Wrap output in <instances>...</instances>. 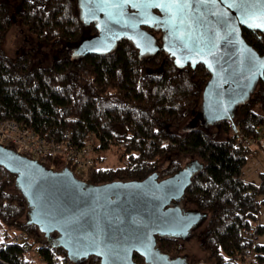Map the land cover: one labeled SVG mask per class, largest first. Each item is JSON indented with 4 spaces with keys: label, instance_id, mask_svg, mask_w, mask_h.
<instances>
[{
    "label": "trees",
    "instance_id": "1",
    "mask_svg": "<svg viewBox=\"0 0 264 264\" xmlns=\"http://www.w3.org/2000/svg\"><path fill=\"white\" fill-rule=\"evenodd\" d=\"M77 8V0H0V120H15L47 139H61L69 131L77 144L97 132L100 144L95 151L122 143L125 165L107 169L95 164L88 181L92 185L141 180L153 172L163 179L183 167L179 156L200 158L193 161L191 183L175 203L184 202L185 212L194 204L196 212L207 215L206 229L193 237L199 236L212 264H233L251 246L241 230L259 222L257 198L264 193V174L258 185L244 180L242 170L251 148L237 145L228 133L238 124L243 133L259 136L264 114L252 108L259 103L264 111V74L245 103L232 109L229 117L211 123L227 134L226 139H215L207 125L171 132L169 128L181 126L195 112L210 77L205 65L178 68L164 50L141 55L128 39L107 53H80V41L97 31L93 23L80 19ZM14 18L39 40L59 49L48 67H31L32 50L15 59L5 55L2 43ZM242 35L264 55L263 34L244 28ZM163 160H169L167 165L162 166ZM15 178L0 166V264H100L95 256L72 261L57 234L44 235L35 224L19 221L29 209ZM11 186L15 191L9 190ZM256 231L254 253L256 264H262L264 245L257 243L261 225ZM18 232L31 241L16 242ZM156 247L165 254L182 249L179 238L169 236L157 237ZM31 249L37 261L27 258ZM134 259L143 263L136 254ZM185 264L199 263L192 258Z\"/></svg>",
    "mask_w": 264,
    "mask_h": 264
},
{
    "label": "water",
    "instance_id": "2",
    "mask_svg": "<svg viewBox=\"0 0 264 264\" xmlns=\"http://www.w3.org/2000/svg\"><path fill=\"white\" fill-rule=\"evenodd\" d=\"M78 5L80 19L88 23L81 17L84 7L97 31L80 41V53H107L128 39L141 55L164 50L178 68L205 65L210 73L201 90L205 114L193 117L187 130L229 117L264 74V55L242 35L244 28L264 35V27H256L264 23V0H83ZM152 29L161 30L160 45ZM193 165L163 179L153 172L141 180L92 185L69 167L52 171L0 145V166L16 177L26 198L27 222L44 235L57 234L67 258L78 263L95 256L100 264H141L136 254L142 264H185L156 243L157 237L188 238L207 217L175 204L191 183Z\"/></svg>",
    "mask_w": 264,
    "mask_h": 264
},
{
    "label": "rangeland",
    "instance_id": "3",
    "mask_svg": "<svg viewBox=\"0 0 264 264\" xmlns=\"http://www.w3.org/2000/svg\"><path fill=\"white\" fill-rule=\"evenodd\" d=\"M79 8V5H78ZM13 15V14H12ZM11 27L6 33V37L3 40L2 43V49L7 57H10L11 59H15L19 55H22L26 53V51L32 50L33 51V61L31 67L33 68H38V67H48V65L52 62V60L56 57H58L59 49L54 48L51 44L45 43L37 38L34 34H32L26 26H24L17 18H14L11 22ZM155 35V34H154ZM156 39L159 40V42L162 41L161 35L156 34L155 35ZM198 106L195 109V112L192 113L190 117H187L179 127H172L169 128V130L172 131H178V132H183L186 129L187 124L189 121L193 119V117H196L198 114L204 115V105L202 102V96L200 97V100L198 102ZM252 110L256 113L264 114L263 109L261 108L260 104H256L253 106ZM197 113V114H196ZM207 127L209 128L210 132L215 134L216 137L215 139L217 140H224L227 138V134H225L223 131H221L217 124H211L210 122H206ZM238 125V124H237ZM235 125V126H237ZM204 125H200L199 127H203ZM239 126V125H238ZM229 135H234L233 134V127L228 133ZM96 140V146L100 144V140L98 137L95 138ZM264 142V136L259 137V143ZM95 146V147H96ZM119 148V149H118ZM123 148L122 145H111L110 147H107V149H99L96 150L95 152V162H96V167L100 168H119V166L125 165L124 158H121V149ZM118 149V150H117ZM179 161L181 162L182 168L186 166H190L189 163H194L195 159L200 161V158H192L188 156L178 157ZM166 160L162 161V166L167 165ZM181 168V169H182ZM160 169V167H159ZM256 171V172H255ZM264 172V155H262L261 150L259 148H254V151L252 154H250L249 158L246 161V164H244L243 170H242V177L247 178L248 180H252L255 182L260 183L261 177H260V172ZM158 174V172H156ZM259 173V174H258ZM158 179H159V174H158ZM11 191H15V188L11 186L9 188ZM260 201V206H259V213H261L260 218H264V193L260 194L259 197L257 198ZM179 207H181L184 211L185 205L184 202L180 203H175ZM196 207L194 204H189L188 205V211H195ZM29 217L27 215H22L20 217L19 221L23 222L26 221ZM207 227L206 220L202 221L198 227H193L189 231V236L188 238H180L179 237V243L182 246V249L177 253V254H169L168 256L170 258H183L186 261H189L190 259H195L199 264H212V260H209V255L208 252L204 251L201 249V246L199 245L200 238L199 236L193 237V233L199 234L203 232ZM2 229L3 227L0 226V242L2 241ZM24 233V232H23ZM22 232L15 233L16 235H21L23 234ZM14 234V235H15ZM15 237V236H14ZM257 243L263 244L264 245V230L263 233L260 235L258 238ZM34 249V248H33ZM262 255H264V252H261ZM27 258L32 259V260H38L36 252H34L32 249L27 251ZM264 264V261L263 263Z\"/></svg>",
    "mask_w": 264,
    "mask_h": 264
},
{
    "label": "built area",
    "instance_id": "4",
    "mask_svg": "<svg viewBox=\"0 0 264 264\" xmlns=\"http://www.w3.org/2000/svg\"><path fill=\"white\" fill-rule=\"evenodd\" d=\"M233 134L237 145H241L243 148H251L259 145V137L264 136V129L261 130L259 127V136L256 138L253 135L243 133L238 125H234ZM96 135L97 132H93L85 138L82 144H77L69 131H66L61 139H47L15 120L9 118L0 120L1 146L11 148L18 155L45 164L52 171L71 167L74 176L85 183L89 181L91 171L96 164ZM259 225L260 223L256 222L249 228H242V235L247 242H251V246L245 248L233 264H256L254 239ZM14 240L16 242L31 241L25 233L16 235Z\"/></svg>",
    "mask_w": 264,
    "mask_h": 264
},
{
    "label": "crops",
    "instance_id": "5",
    "mask_svg": "<svg viewBox=\"0 0 264 264\" xmlns=\"http://www.w3.org/2000/svg\"><path fill=\"white\" fill-rule=\"evenodd\" d=\"M260 129L261 130H263L264 128H263V126H261L260 127ZM259 143V142H258ZM254 148H259V150H261V152H262V155H264V142H260V144L258 145V146H253V147H251V152H250V154H252L253 153V151H254ZM250 154H249V156H250ZM249 158V157H248ZM256 172V171H255ZM261 173H263L264 174V172H260V174L259 175H261ZM244 178V180L246 181V182H248V183H252V184H254V185H258L259 183L258 182H255V181H250V180H248L247 178H245V177H243ZM260 215H261V213H259L258 212V220L257 221H259V223H260V225H261V227L263 228V230H264V218L262 219V218H260ZM259 240V239H258ZM264 243V242H263Z\"/></svg>",
    "mask_w": 264,
    "mask_h": 264
},
{
    "label": "flooded vegetation",
    "instance_id": "6",
    "mask_svg": "<svg viewBox=\"0 0 264 264\" xmlns=\"http://www.w3.org/2000/svg\"><path fill=\"white\" fill-rule=\"evenodd\" d=\"M80 1V3H83V0H79ZM79 1L77 2V4L79 3ZM81 10V17H84L85 18V20H87L88 21V23H93L94 24V21H91V20H88V18L86 17L87 16V11H86V9L84 8V7H82V9H80ZM150 32H152V33H154L155 35L156 34H162V32H161V30L160 29H156V30H154V29H152ZM161 40V39H160ZM161 44V42H159V45ZM201 122H203V121H197V123L196 124H200Z\"/></svg>",
    "mask_w": 264,
    "mask_h": 264
},
{
    "label": "snow or ice",
    "instance_id": "7",
    "mask_svg": "<svg viewBox=\"0 0 264 264\" xmlns=\"http://www.w3.org/2000/svg\"><path fill=\"white\" fill-rule=\"evenodd\" d=\"M256 27H264V23L256 25Z\"/></svg>",
    "mask_w": 264,
    "mask_h": 264
}]
</instances>
